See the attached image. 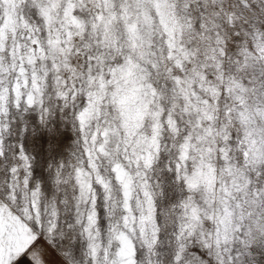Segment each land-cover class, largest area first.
Returning <instances> with one entry per match:
<instances>
[{"label":"snow or ice","instance_id":"obj_1","mask_svg":"<svg viewBox=\"0 0 264 264\" xmlns=\"http://www.w3.org/2000/svg\"><path fill=\"white\" fill-rule=\"evenodd\" d=\"M0 264H264V0H0Z\"/></svg>","mask_w":264,"mask_h":264}]
</instances>
